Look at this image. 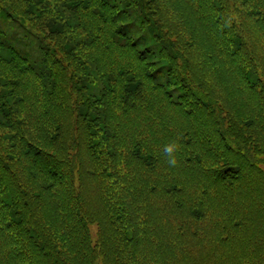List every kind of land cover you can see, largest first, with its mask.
I'll return each mask as SVG.
<instances>
[{"label":"trees","instance_id":"trees-1","mask_svg":"<svg viewBox=\"0 0 264 264\" xmlns=\"http://www.w3.org/2000/svg\"><path fill=\"white\" fill-rule=\"evenodd\" d=\"M246 6L264 26V0H189L190 18L171 0H0V264H95L89 223L103 264H264V172L233 152L264 135L231 21L256 26Z\"/></svg>","mask_w":264,"mask_h":264},{"label":"rangeland","instance_id":"rangeland-1","mask_svg":"<svg viewBox=\"0 0 264 264\" xmlns=\"http://www.w3.org/2000/svg\"><path fill=\"white\" fill-rule=\"evenodd\" d=\"M171 1L175 5V9H174L175 12H176V9L179 10L177 17H179L180 15L183 16V18H185L187 15L189 16V14H190L189 0H171ZM223 2L228 3L229 6L232 5V0H223ZM246 9H247L246 12L249 14L251 21L256 26H254V27L248 26L247 20H242L240 18H237L234 15L232 16L231 21H232L233 25L235 26L234 27L235 33H237V35L240 36L243 44L245 45L244 47H246V49L245 48L244 49L247 52V58L249 59L248 64H251V70L255 73V75H257L261 85H263L264 84V59H262V57L264 58V26H263L261 20L257 19V16H256L253 9H251L248 6H246ZM257 12H258V10H257ZM174 15H175V13H174ZM189 18H190V16H189ZM260 18H261V16H260ZM263 20H264V18H263ZM194 24H196V23L194 22ZM34 35L42 37L39 34V32H36V31H35ZM253 39H254V41H258L260 43L253 44L252 43ZM45 43H47L49 45L46 48L47 51L52 50L53 53L56 54L55 58L56 59L59 58L60 60H62L63 71L65 74L70 75L72 70H73L74 72H72V74L76 73L77 76H80V74L75 71V68L70 63H68L66 65V63H65L66 58L63 57L62 54L58 50L55 49V51H54L53 48H55L56 45L52 41H50L49 39H45ZM255 49L258 51H256ZM250 51H251L252 55L249 54ZM56 56H58V57H56ZM247 60H246V62H247ZM182 61L185 64L190 63V60H187V59L182 60ZM61 67L62 66H60V68ZM232 77H233V75L224 76L223 83L226 86V89L228 91L230 90V91H232V94L233 93L237 94V91H236L237 85L235 84L234 79ZM242 78H243V76H242ZM198 79L201 80L200 77ZM75 81H78V80L75 79ZM226 82H228L229 85L226 84ZM214 83L216 84L215 81H214ZM216 86L218 89H220V87L217 84H216ZM81 95L84 96V94H81ZM263 97H264V95H263ZM237 102L239 103L240 107L247 113V115L249 117L253 118L258 113V111L252 113L247 109L246 104H248V103L245 102V99H244V101H242L241 99H239V101H238V99H237ZM248 108H251L250 102H249ZM84 109L85 108H82L83 111H84ZM216 109L217 110H215V114H218L220 108L217 107ZM238 113L243 115L242 114L243 111H240ZM255 121H256V124L254 125V128L255 129L259 128V129L263 130V128H264V113H263L261 125H259L258 119ZM225 126H226V123H225ZM226 127H228V126H226ZM232 131H234V129ZM261 136L264 139V135L261 134ZM261 136H259L258 134H253L252 136L249 134L247 135V132H246L243 135V138H245V145H241L240 147H237V146L234 147L233 152L235 154L241 156L242 158H246L249 162H255L258 166H260L263 169V172H264V148H261V147H264V140L261 139ZM88 225H89L90 244H91V246L95 252L94 263L95 264H103L101 261V258L99 257L100 252H98V249H97L99 239H100L99 226L97 223H89ZM96 242H97V244H95ZM55 258L57 260L59 258L61 260V262L62 261L64 262L63 264H67L65 257L57 256V255H55V257H53V256L51 257V259H55Z\"/></svg>","mask_w":264,"mask_h":264},{"label":"clouds","instance_id":"clouds-1","mask_svg":"<svg viewBox=\"0 0 264 264\" xmlns=\"http://www.w3.org/2000/svg\"><path fill=\"white\" fill-rule=\"evenodd\" d=\"M177 150H178V145L175 143L166 145L163 149L164 153L168 156L167 163L171 167H175L178 164V160L175 155Z\"/></svg>","mask_w":264,"mask_h":264}]
</instances>
